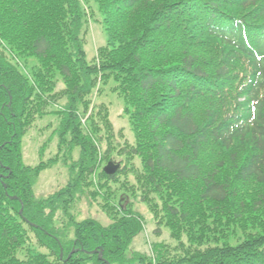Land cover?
<instances>
[{"label":"trees","instance_id":"1","mask_svg":"<svg viewBox=\"0 0 264 264\" xmlns=\"http://www.w3.org/2000/svg\"><path fill=\"white\" fill-rule=\"evenodd\" d=\"M96 15L108 38L89 62ZM106 86L127 105L142 199L112 190L103 171L116 135L96 103ZM47 115L60 120L48 139L57 151L44 161L45 144L25 163V138ZM210 147L226 156L212 172ZM58 162L67 183L38 196L39 175ZM248 195L264 205V0H0V264H264V245L209 237L240 225ZM85 197L101 198L105 216L78 219ZM134 199L170 242L132 250L146 225Z\"/></svg>","mask_w":264,"mask_h":264},{"label":"rangeland","instance_id":"2","mask_svg":"<svg viewBox=\"0 0 264 264\" xmlns=\"http://www.w3.org/2000/svg\"><path fill=\"white\" fill-rule=\"evenodd\" d=\"M100 21L101 17L96 15L95 18H91L87 22L86 52L89 62L94 61L97 57L98 47L107 43L108 35L105 31V27ZM59 87H62V84H60ZM104 90V94H102V96L99 98H96V103H101L106 108V110H108L109 118L113 123L115 130L114 132L116 134H114L115 136L111 141V146L109 148L111 158L107 159L104 165H106L109 161H113L120 165L119 171L114 175L117 182L111 183L112 190L121 194L132 192L127 191V189L124 187L125 185H128L130 190H134L138 197L142 199L143 195L136 179L138 178V175L141 176L142 173H144V167L142 164V158L139 155L128 153V151L131 150V144H134L135 142V136L134 133L130 131L129 114L126 113V102L122 96L111 92L110 86H106ZM59 122V118L54 115H47L43 119H38L36 121V126L33 127L32 131H30V133L25 138V163L36 165L40 161L38 157V151L45 144H48L47 148H49V146L50 148L49 153L48 149L45 150L44 161H48L47 157L51 153H56L57 148L55 150L54 146L56 145V142H58L57 138L54 137L51 142H49L48 139L50 138V134L57 128ZM107 139V135L103 134V151H106L109 147V140ZM46 141L48 142L45 143ZM246 149V146L242 143L241 148L237 149L236 153H239V150L244 152ZM54 154L52 156H54ZM74 155L75 160H78L79 156L77 151ZM220 157H226L225 152L220 147H210L207 149L203 155L205 169H210L209 172H212L213 168L211 167L214 165V161ZM71 162L72 161H70V163ZM68 178V165L63 164V162H58L57 164L53 165V167L42 171L38 177L35 191L38 196L47 195L64 186L67 183ZM250 198L251 197L249 195L245 198L243 197L242 205L237 203V206L242 208L244 207L242 209L243 218L241 220L242 223L240 222V225L224 227L217 225L212 226V230L209 231V237L212 243L211 245L216 246V242H221V245L224 241L223 236H227V240L232 242L234 246L250 242L256 246L264 245V227L259 226V224H255L257 223L256 218L260 219V216H264L263 210L256 209H260L264 205L260 204L258 206H253L250 203ZM90 199L93 200L92 197ZM91 200L89 202V199L85 197L76 203L74 211L76 214H78V219L89 216H95L99 218L105 216L103 213L104 208L102 206L103 202L101 201V198H98V200ZM134 201L136 202L134 204L135 209L140 210L146 219L147 229H144L139 237L135 240L132 250L147 252L150 247V242L152 243L155 240H166L167 242H170L167 232L160 238L154 236L153 231L157 223L153 218L150 209L146 203L140 201L139 199H134ZM157 202L159 205H163V202L159 197L157 198ZM245 210L251 214L249 215L246 213V216H244ZM261 221L264 223V218ZM36 242L37 239L33 234L32 243L36 244Z\"/></svg>","mask_w":264,"mask_h":264},{"label":"water","instance_id":"3","mask_svg":"<svg viewBox=\"0 0 264 264\" xmlns=\"http://www.w3.org/2000/svg\"><path fill=\"white\" fill-rule=\"evenodd\" d=\"M120 168L119 164H115L114 162L110 161L104 168L105 172L108 175H113L115 174ZM74 252V251H73ZM73 252L71 254H73Z\"/></svg>","mask_w":264,"mask_h":264}]
</instances>
